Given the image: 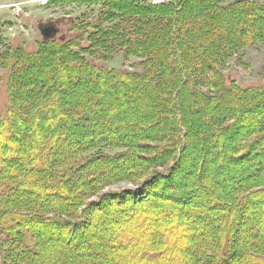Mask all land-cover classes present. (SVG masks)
Listing matches in <instances>:
<instances>
[{"label":"trees","instance_id":"trees-1","mask_svg":"<svg viewBox=\"0 0 264 264\" xmlns=\"http://www.w3.org/2000/svg\"><path fill=\"white\" fill-rule=\"evenodd\" d=\"M109 1L118 3L122 8L113 9L112 14L110 13L109 16L108 13L105 14L107 19L114 16L118 19L129 18L133 24L129 29L119 27L115 30L105 31L104 34H120L121 38H124L122 41L125 44H134V47H140L143 43L146 49L154 50V55L157 56L163 52L162 47L164 44L161 45V36L166 35L169 37L170 35L175 38L177 37L176 34L181 32L187 37L189 25L193 30L198 24L199 28L197 30L200 33L201 29L211 27V25L217 30L210 39H213L214 44L220 46L213 54L218 61L225 54H227L226 56L231 54L229 49L233 47V49H238L250 41L245 26L251 27L253 21H261L263 24L260 27L261 29L264 28V5L257 2L256 4L241 0H172L168 5L155 7L151 5L139 6L140 3L137 0ZM188 3H196L204 10V13L197 11L195 13L196 18L191 23L188 19L178 15L179 13L181 15ZM169 12L174 16H170L169 23L167 22L168 25L163 27L160 24L157 28L156 25L161 22L160 18L167 13L170 14ZM232 16L237 20V23H241L237 31L240 36L235 41L227 36L229 32L222 35L220 31L226 26L231 32L233 26ZM148 25H153V28L148 27ZM141 27L148 30L144 32ZM129 30H132V32H129ZM131 33L134 39L129 35ZM182 40L184 41V38ZM186 41L192 46V40L187 37ZM46 42L51 45H45L40 52L29 53L24 51L21 53L19 51L17 53L18 49L12 50L6 61L12 72L10 77L12 89L9 90L7 112L3 117H0V258L3 259L4 264H10V256L5 251L4 243L10 244V247H12L10 250L13 249L15 252L18 250L16 254L25 261V264H37L40 262L37 259L40 257L39 254L44 251L42 244L45 237L48 238L51 234L54 235L53 237H60L58 235L64 233L62 239L69 244L79 246L82 240L79 241L78 239L88 234L89 230L92 231L98 228V222L106 219L107 214H115L113 216L117 217V221L114 217L112 221L117 223L120 221V215L116 213L127 208L138 210L141 208L142 203H145L148 207L142 211L152 215V220L155 219V225L152 229H148L147 237L151 238L157 235L158 238L155 239L159 240L163 238L162 232L157 231L159 226L174 227L176 223H182L180 219L184 216H180V213H177L176 210L174 214L171 209L176 207L168 206V201H174L175 196L178 200H185L186 195H190L191 192L195 195L197 191L194 186L198 181H202L201 190L203 188L207 190L206 188L210 186L211 180L208 176V168L210 167H207V162L209 165L211 164L210 158H213L211 159L213 163L218 162L220 167L224 165V169L228 167L229 163L241 165L240 162L249 161L248 155L252 152L251 148H255L253 156L264 159V115L259 118V122L254 127L245 132L244 140L247 138L249 143L245 148L239 146L243 151L241 152L235 145L232 146L230 141V132L234 129L233 124L222 127L221 130L217 128L209 129V124L219 122L217 121L218 115H211L209 112L203 130L205 137L201 140H199L200 138L197 139L196 142V149L199 154H202L201 160H198L200 163L197 166V171L193 170L190 173L187 180L183 182V186H172L175 182L178 185L180 181L178 178L179 171L183 172L189 165L185 162L186 155H184V151L188 149V144L191 142L190 138L195 141L193 135L189 134L188 128L182 124L183 119L180 115H177V109L166 107L165 103L168 104L173 98H176L174 92L176 87L172 88V83L168 81H161L160 84L163 83L164 87L169 85L164 92L163 89L158 91L160 96L164 93L167 100L158 102V109L153 107L147 114H142L143 117L136 118L134 121L130 118L132 120L130 121L129 116L124 118L122 114L111 109L110 104L114 103L112 99L122 101L123 98H119V95L123 92L141 89L143 85L146 88L145 73L140 77L120 71L103 73L100 72V68L91 65L84 58V63L81 57V59L76 60L75 57L78 56V53L69 51L72 41L67 40V38L59 43ZM185 45L183 42L184 50H186ZM224 45H227L228 48H225ZM211 50H213V47ZM66 51L69 52L65 54ZM184 52L181 51L180 53L179 49L172 48L169 50L168 55H164L165 60L163 58V61L158 62L160 64L163 62L172 72L178 69L181 76H185V66L181 64V61L188 64L191 57H185ZM177 61L180 62L179 67ZM199 63L203 67V63L201 61ZM154 64L157 66L156 61ZM92 72L95 74L94 78H90ZM152 78L157 80V75L154 73ZM141 80L144 82H140ZM184 85H188V81H185ZM23 87L24 90L21 92L20 88ZM121 90L123 92L120 93ZM147 90H150V87L141 89L143 92H148ZM228 91L229 93L233 91L237 95H241L238 102L235 101L240 109L243 103L247 105V103L255 101L257 95L261 100L264 96V86L242 89L234 83L233 89L226 88V92ZM247 93L251 94V97H247L248 99L244 97ZM168 94H170L169 97ZM203 95L206 96L203 92L193 90L190 92L189 97L195 101L203 99ZM122 102L130 103L131 99L128 98V100ZM150 103L152 107L154 104L152 101ZM177 104L174 103L173 105H177V107L180 105L181 108L184 106L189 107L192 103L182 99ZM26 110L29 111V114L25 112ZM226 111L224 110V113ZM47 113L51 115V119L47 117ZM168 114L172 115L171 119L168 118ZM142 118L146 119L140 121ZM148 120H150L149 123ZM176 122H179V127L175 126ZM198 126L197 123L193 128L199 131ZM30 127H32V131H30ZM133 130L137 131L135 133L137 137L135 135L128 136ZM190 132L192 131L190 130ZM210 132L212 134H209ZM228 133L229 136L225 138V134L228 135ZM129 137L131 139L136 137L135 139L138 140L134 144V140L131 139L127 140V143L122 141ZM219 137L223 140L216 142L215 138L218 139ZM120 144L123 146L122 148L126 149L123 154L111 157L99 152L101 149L104 150ZM89 153H92V155L82 157V155ZM244 165L241 168L246 172L248 167H245V169ZM164 167L167 169L166 174L158 172L159 169ZM156 168L158 169L155 170ZM262 168L264 169V167ZM227 171L228 173H225V176L227 174L230 183L236 186L240 181L239 177L233 178L229 170ZM148 177L152 178L147 179L148 181L144 180ZM211 178L214 177L211 175ZM122 181L144 182L143 185L140 184L142 187L135 193L105 194L99 202L89 204L80 214H73V212L85 206L87 201L104 187ZM242 187L246 188V185ZM197 190L199 191V189ZM222 191H224V188H222ZM229 192L235 193L236 188L231 186L228 192L223 193L222 199H225L223 202L226 204L222 203V207L231 210L236 205L229 197ZM262 193H264V187L238 202L240 214L236 219V223L239 229L248 216V214L247 216L244 215L246 212L244 207L248 205L245 199L247 200L253 195L258 198ZM35 198L49 203L39 204L35 202ZM146 199L148 200L146 201ZM29 200L32 203L28 205L26 201ZM211 204H213L212 207L219 205L214 201ZM19 205H23L27 209L26 212H29L27 217L26 215L13 214L14 210L20 209ZM180 205L183 207L186 204L182 203ZM47 206L55 213L68 212L66 216H69V221L42 218L44 221L41 223V233L38 234L35 232L36 228L29 223L35 221L34 217L32 218L29 215H32V210L38 211V208L45 211ZM59 207L65 210H61ZM194 211H197L195 214L198 215L202 213V210L196 207ZM160 215H162V222H160ZM249 215L251 214L249 213ZM177 217L178 219H176ZM72 220L76 221L73 222ZM101 226L99 229H104ZM237 227H231L230 235L223 240L222 244L213 245L208 243L206 245L209 250L206 249L208 251L204 253H210L211 258L207 257L208 259H205L206 255L204 254L205 257L202 256L194 260V263L227 264L229 258L239 260V258L245 257L247 260L251 258L256 261L252 264H264V241L261 247L249 250L250 245L240 244V231ZM57 228L61 233L55 231ZM187 230H190V228H187ZM174 234L177 235L176 232ZM246 238H250L249 234L246 235ZM255 238L258 244L262 242H260L261 236L255 235ZM164 249L165 245L160 248L144 245L142 248H138V252L140 251L137 252L140 256L139 260L144 264H161L166 256ZM248 251H251L250 254H247ZM65 253H67L66 249L63 254ZM99 261L100 257L97 262Z\"/></svg>","mask_w":264,"mask_h":264},{"label":"rangeland","instance_id":"rangeland-1","mask_svg":"<svg viewBox=\"0 0 264 264\" xmlns=\"http://www.w3.org/2000/svg\"><path fill=\"white\" fill-rule=\"evenodd\" d=\"M137 1L140 3L139 6H154L149 0ZM163 1L164 3L161 5H168L172 0ZM241 1L250 3L257 2L258 4L264 5V0ZM161 5H155V7ZM116 8L120 9L122 7L119 6L118 3L109 0H0V117H3L6 114L9 107V90L12 89L10 77L12 72L10 71V68H8L6 61L7 56L11 54V51L18 49L17 53L19 51L21 53L24 51L29 53L36 51L40 52L44 49L45 45H51L46 41L59 43L61 40L63 41V39L67 38V40L72 41L70 43L72 45L69 47V51L78 53V56L75 57L76 60L82 58L84 63V59H86L91 65L100 68V72L120 71L139 77L144 73L146 74L144 81L146 82L147 87H150V90H147L148 92L141 91V89L147 88L143 85L141 89H135L131 92L127 91L125 93L122 90L120 91V93L123 92V94L119 95V98H123L122 101L128 100L129 98L131 99L130 103H124L121 100L115 101L112 99L114 103L110 104L112 106L111 109L122 114L124 118L129 116V119L131 118L134 121L136 118L143 117L142 114L150 112L153 107L158 109L157 105L162 100H167L164 93L160 96L158 91H162L161 89H163L164 92L169 86L164 87L163 83L160 84L161 81H168L172 83V88L176 87V90H174L176 98H173L168 104L165 103L166 107L177 109V115H180L183 119L182 124L188 128L189 134L191 133L195 139L194 141L190 138L191 142L188 144V149L187 151H184V155H186V159H184L187 165L189 164L188 167L184 169L185 171L183 170V172L179 171V177H177L180 181L178 182V185L177 182H175L176 184H172L174 187H181L183 186V182L190 176V173H192L193 170L197 171V166L200 163L198 160H201L202 158V154H199L196 149V142L197 139L200 138L199 140H201L205 137L203 130L206 123L205 119L208 118L209 112L211 115H218L217 121H219L214 124H209V129L217 128L221 130L222 127L233 124L234 129L230 132V141L232 142V146L235 145L240 151V147L245 148L247 143H249V141L247 142L246 137L244 140L245 132L251 127H254V125L259 122V118L264 115V96H262L263 100L257 95L255 101L247 103V105L246 103H243L241 105L242 111L239 108L240 106H238V103L237 105L235 104V101L238 102L241 95H237L233 91L230 93L229 91L226 92L227 87H230L231 89L234 88V83L242 89L260 88L264 86V28L261 29L260 27L263 23H261V21H253L251 27L245 26L247 27L246 34L250 41L244 46H240L238 49H233L234 47L229 49L231 54H228V56L225 54L226 57L223 56L219 61L217 57L213 55L215 54L217 47L220 46L214 44L212 41L213 39H210L213 37V34L216 33L215 31H217L212 25L211 27L209 26L210 28L201 29V33L197 30L199 28L198 24L196 26L197 28L195 27L193 30L191 29V25H187L189 28L187 30V37L192 40V46L187 43L186 35L184 36V34L181 32L179 33V31V34H176L177 37L175 38L170 35L169 37L166 35L161 36V45L164 44L162 47L163 52L157 56L154 55V50L146 49V46L143 43L141 45L142 47L140 45V47H134V44H125L124 41H122L124 38H121L120 34H104L105 31H109L110 29L115 30V28L119 27L129 29L133 24L130 22L129 18L118 19L114 16L112 18L108 17L107 19V15L105 14L108 13L109 16L111 11ZM197 11L204 13V10H202L198 4L188 3L181 15L180 13L178 15L188 19L191 23V21L196 18L195 13ZM170 16L173 17L174 14L167 13L161 17V22H159V25H156L157 28H159L160 24L163 27L167 26ZM232 20L233 26L231 32L226 26L220 31L222 32V35H226L229 32L227 36L235 41L240 36L237 31L239 26H241V23H237V20H235L233 16ZM42 22L53 23L58 29L57 35L50 40L45 41L41 31L38 29L39 24ZM152 26L153 25H148L150 28H153ZM145 30L148 29L146 28L142 31L145 32ZM243 31L245 32L244 29ZM129 32H132V30H129ZM129 35L132 36L133 34L131 33ZM183 38L184 41L182 40ZM182 41L186 44V50L183 49ZM200 41H204L205 43ZM222 45L223 43L221 46ZM212 47L213 50H211ZM224 47L228 48L227 45H224ZM172 48L179 49L180 53L181 51H186L184 52L186 55L185 57H191L188 64L181 61V64L185 66V76H181L178 69L177 71L172 72L163 62L161 64L158 62L163 61L164 55H168L169 50ZM207 48L208 50H206ZM69 51L64 53L66 54ZM154 60L156 61L157 66L154 64ZM199 61L203 63V67L200 66ZM179 63L180 62L177 61L178 67L180 66ZM92 73L93 74L90 75V78H94L95 74L94 72ZM154 73L157 75V80L152 78ZM144 81L141 80L140 82ZM185 81H188V85H184ZM20 89V91L23 92L24 87ZM193 90L203 92L206 95H203L204 100L197 99L198 101H193V98L189 97L190 92ZM169 95L170 94H168V97ZM244 97L249 98L251 97V94L247 93ZM106 98L108 99L109 97L107 96ZM182 99L183 101L192 104L189 107L184 106L181 108L179 105L178 109L177 105L179 103L177 104V102ZM151 101L154 104L152 107L150 103ZM174 103L177 105H173ZM224 110H227L226 113H224ZM25 112L29 114V111L26 110ZM49 115L50 114L47 113V117L51 119V115ZM171 116L168 114L169 119H171ZM131 119L130 121H132ZM144 119L146 118H142L140 121H144ZM178 119H180V117H178ZM149 122L150 120H148V123ZM197 123L199 124V131L193 128ZM178 124L179 122H176L175 126L179 127ZM31 129L32 127H30V131H32ZM190 130L192 132H190ZM131 132L132 133L128 134V136L135 135L137 137L135 134L137 133L136 130ZM209 134L212 133L210 132ZM227 136H229V133L228 135L225 134V138H227ZM136 137H132V139L130 137L128 139L125 138V141H122L127 143V140L131 139L134 140V144L138 140L135 139ZM215 140L216 142H221L223 138L219 137L218 139L215 138ZM197 144L199 145V143ZM122 147L121 144L115 145V147L106 148L104 150L101 149L99 152L114 157L126 152V149ZM254 150L255 148H251L253 153L251 152V154L248 155L249 161H242V163L240 162L241 165L229 163L227 165L228 167H225L224 169V165L220 167L218 162L213 163L211 160L213 158H210L211 164L209 165L207 162V167H210L208 168V176L211 182L209 181L210 186L206 188L207 190H204L205 188L201 190L200 187L202 186V181H198L194 186L197 191L195 195L191 192L190 195H186L185 200L183 198H181L183 200H178L175 196L176 201L175 199L174 201H168V206L172 205L173 207H176L171 209L174 214L176 210L177 213H180V216H184L182 218L180 217L182 223H176L174 227L162 225L157 228L158 232H162L163 238L157 240L155 239L158 238L157 235L153 236V238L147 237L148 229H152L153 225H155V219L152 220V215L142 211L145 210V208H148L145 203H142L141 208H137L138 210L135 208H127L124 210L122 209V211L118 213L115 212L120 215V221L117 223L112 221V218L114 217L113 215L115 214H107L106 219L98 222V228L88 231V234L83 236L84 238L81 236L78 239L79 241L82 240L79 246L69 244L62 239L64 233L62 234L61 231H58V228L55 229V231L57 230L61 233L58 235L60 237H53L54 235L51 234L48 238L45 237L43 239L42 245L44 251H41L42 253L39 254L40 257L37 259H39L40 262L37 264H142L143 262L139 260L140 256L138 253L140 251L138 252V248L140 249L144 245L147 247L159 248L162 247V245H165L164 253L166 256L161 264H195L194 260L201 258L209 250V247L206 246L208 243L213 245L222 244L223 240L230 235L231 227H237L236 219H238V215L240 214L238 202L264 187V169L262 168L264 167V159L261 157L255 158L253 156ZM92 153L82 155V157H89ZM235 154L237 155V152ZM239 154L241 153L239 152ZM243 165L244 168L248 167L247 169L245 168L248 171L244 172L241 168ZM226 168H230L227 170H229L231 177H239L240 181H238L236 186L230 183L231 181L227 174L225 176V173H228ZM157 169L158 168L155 170ZM166 170V167H164L159 169L158 172L166 174ZM211 175L214 178H211ZM151 178L152 177H148L144 180H150ZM143 182L144 181H122L110 184L107 187H104L94 197L90 198L85 206L76 210L73 214H80L89 204L99 202L100 198L105 194L135 193L142 187L140 184ZM243 185H246V188H241ZM231 186L236 188V192H229L230 195H228L236 207L230 210L227 207H222L223 204H226L223 202L225 199L223 200L222 198L223 193L226 191L228 192ZM222 188H224V191H222ZM197 189H199V191ZM35 199V202H38L39 204L49 203L48 201L43 202L42 200H37V198ZM147 200L148 199H146V201ZM180 201L183 202L180 203ZM213 201L219 205L212 207L213 204H211V202ZM245 201L248 205L244 207L246 210L244 215L247 216L248 214V216L243 225L240 226V229L237 227L240 231L239 242L240 244L250 245L249 250H254L261 247L264 241V193L260 194L258 198L253 195L252 197L247 198V200L245 199ZM26 202L28 205L29 203H32L30 200ZM182 203L186 205L181 207L180 204ZM19 207L20 209L14 210L13 214L20 216L26 215L27 217L29 213L26 212L27 209H25L23 205H19ZM193 207L202 210V213L199 215L195 214L197 211H194ZM59 209L65 210L62 207H59ZM41 210L44 209L38 208V211ZM185 210L188 211L186 212ZM38 211L32 210V215H29L32 218L34 217L35 221H30L29 223L32 227L36 228L35 232L38 234L41 233V223L44 221L43 219L48 218L56 221H69V216H66L68 212L55 213L49 206H47L45 211ZM189 211L191 212L189 213ZM249 213L251 215H249ZM161 216L162 215L159 216L160 222H162ZM114 219L116 220L117 217H114ZM176 219H178V217ZM72 221L74 222L76 220ZM100 226L104 229H99ZM187 228H190V230H187ZM175 232L177 235L174 234ZM248 234L250 238H246V235L248 236ZM255 235L261 236L260 242H262H259L260 244L256 241ZM102 236L104 237L103 239ZM4 247L6 253H9L10 264H25V261L16 254L18 250H16V252L13 249L10 250L12 247H10V244L8 243H4ZM65 249L67 250V253L63 254ZM249 252L251 251H248L247 254H250ZM205 255V259L211 258L210 253ZM99 257L100 261L97 262ZM254 261L251 258L247 260L245 257H241L239 260H237V258H229L227 264H252ZM0 264H4L2 258H0Z\"/></svg>","mask_w":264,"mask_h":264},{"label":"water","instance_id":"water-1","mask_svg":"<svg viewBox=\"0 0 264 264\" xmlns=\"http://www.w3.org/2000/svg\"><path fill=\"white\" fill-rule=\"evenodd\" d=\"M38 29L41 31V34L45 40H50L58 33L57 27L51 22L40 23Z\"/></svg>","mask_w":264,"mask_h":264},{"label":"built area","instance_id":"built-area-1","mask_svg":"<svg viewBox=\"0 0 264 264\" xmlns=\"http://www.w3.org/2000/svg\"><path fill=\"white\" fill-rule=\"evenodd\" d=\"M151 2V4H159L161 3L163 0H149Z\"/></svg>","mask_w":264,"mask_h":264},{"label":"flooded vegetation","instance_id":"flooded-vegetation-1","mask_svg":"<svg viewBox=\"0 0 264 264\" xmlns=\"http://www.w3.org/2000/svg\"><path fill=\"white\" fill-rule=\"evenodd\" d=\"M163 3H164V1H162V2L159 3V4H152V5H154V6H155V5H161V4H163Z\"/></svg>","mask_w":264,"mask_h":264},{"label":"bare ground","instance_id":"bare-ground-1","mask_svg":"<svg viewBox=\"0 0 264 264\" xmlns=\"http://www.w3.org/2000/svg\"><path fill=\"white\" fill-rule=\"evenodd\" d=\"M243 186H245V185H243ZM34 189V188H33ZM97 220V219H96ZM174 220V219H173ZM262 226V225H261ZM90 231V230H89ZM207 233V232H206ZM153 238V237H152ZM191 239V238H190ZM223 240V239H222ZM191 253V252H190ZM148 260V259H147ZM203 264V263H202Z\"/></svg>","mask_w":264,"mask_h":264}]
</instances>
